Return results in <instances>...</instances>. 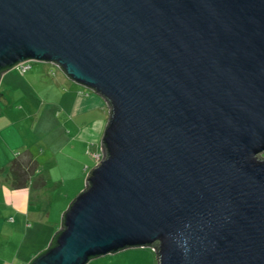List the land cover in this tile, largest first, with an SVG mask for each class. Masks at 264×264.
I'll return each mask as SVG.
<instances>
[{
    "label": "water",
    "instance_id": "obj_1",
    "mask_svg": "<svg viewBox=\"0 0 264 264\" xmlns=\"http://www.w3.org/2000/svg\"><path fill=\"white\" fill-rule=\"evenodd\" d=\"M27 61L109 108L101 160L27 264L135 246L264 264V0H0V78Z\"/></svg>",
    "mask_w": 264,
    "mask_h": 264
},
{
    "label": "rangeland",
    "instance_id": "obj_2",
    "mask_svg": "<svg viewBox=\"0 0 264 264\" xmlns=\"http://www.w3.org/2000/svg\"><path fill=\"white\" fill-rule=\"evenodd\" d=\"M31 65L46 67L48 76L32 80L30 86L21 81L7 84L3 80L1 84L13 101L0 105V145L6 151L0 159V264H27L48 246L52 232L60 228L62 213L85 188L88 172L103 155L100 143L109 116L104 104L75 116L74 100L86 88L66 80L51 63L31 61ZM12 71L24 75L18 69ZM57 79L63 82L57 83ZM101 123L97 137L95 128ZM9 159L13 161L8 170L30 194V208L23 213L15 211L12 193L16 189L12 180H6L9 175L2 162ZM17 203L24 205L22 198ZM86 264L158 262L150 246H135L92 258Z\"/></svg>",
    "mask_w": 264,
    "mask_h": 264
},
{
    "label": "crops",
    "instance_id": "obj_3",
    "mask_svg": "<svg viewBox=\"0 0 264 264\" xmlns=\"http://www.w3.org/2000/svg\"><path fill=\"white\" fill-rule=\"evenodd\" d=\"M14 69H16V68L9 69L1 75V78H0V105H4V101L5 102L8 101V103L13 101L12 97L9 96L8 89L5 88V90H1V84H2L3 80H4V82L7 81V84H10L9 82H11V81L12 82H20L21 81V82H25L26 85L30 86V85H32L31 84L32 80L38 79L39 77H46V76H48V72H49L48 69H46V67L32 68V65H31L30 68L23 73L24 74L23 76L22 75L19 76V74L16 71L12 74V72H13L12 70H14ZM50 71H51V74L54 72V70L52 68ZM55 72L53 75L56 74ZM63 76H65L66 80H70L64 73H63ZM56 81H57V83L63 82L62 79H57ZM70 81H72V80H70ZM52 82H54V81H52ZM73 83L76 84L75 82H73ZM76 85H78V84H76ZM84 90H85L84 91L85 93L79 92V95L76 96L74 103H73L74 111L72 110V114L79 117L81 115L87 114L90 111H93V109H97V108L101 107L103 104H104L103 108L106 107V110H108V113H109L108 105H107V103L103 97H101L97 93H94L93 91H90L89 89H84ZM27 99H28V97H27ZM28 100H30V99H28ZM103 123L98 124L97 128H95V131L97 133V137L102 132L101 127H102ZM2 128H3V126H0V130H2ZM100 147H101V143H100ZM5 154H6V151H5L4 147L2 145H0V155H1L0 159H3L5 157L4 156ZM12 161L13 160L9 159V160L3 161L2 163L5 166L6 171H8V175H9L8 177H6V180H8V178H9V180H12V187H15V189H16L12 193V196H13L12 201L15 204V205L13 204V206H15L18 210V211L17 210H15V211L23 213L24 211H26L27 209L30 208V205H31L30 202L31 201L28 199V195H30V194L28 193V195H27V192L25 191L26 188L24 186H22L21 184L19 185V181H17V179H19V177L11 174L10 171L8 170V168H9L8 165H10V163H12ZM0 163H1V161H0ZM2 169H4V168H2ZM21 198L24 201V205H19L17 203ZM1 221H2V219L0 218V222ZM52 233L51 234H52V238H53V236L56 232H52ZM52 238L50 239L48 245L50 244Z\"/></svg>",
    "mask_w": 264,
    "mask_h": 264
},
{
    "label": "built area",
    "instance_id": "obj_4",
    "mask_svg": "<svg viewBox=\"0 0 264 264\" xmlns=\"http://www.w3.org/2000/svg\"><path fill=\"white\" fill-rule=\"evenodd\" d=\"M31 66V62L27 61V62H23L21 64H18V66L16 67V69H18L21 73H24L26 70H28Z\"/></svg>",
    "mask_w": 264,
    "mask_h": 264
},
{
    "label": "trees",
    "instance_id": "obj_5",
    "mask_svg": "<svg viewBox=\"0 0 264 264\" xmlns=\"http://www.w3.org/2000/svg\"><path fill=\"white\" fill-rule=\"evenodd\" d=\"M60 229H61V225H60V228L56 231V233H58V232L60 231ZM56 233H55V234H56ZM55 234H54V235H55Z\"/></svg>",
    "mask_w": 264,
    "mask_h": 264
}]
</instances>
